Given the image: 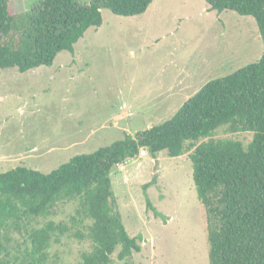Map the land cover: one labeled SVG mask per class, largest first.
Here are the masks:
<instances>
[{"label":"rangeland","instance_id":"rangeland-1","mask_svg":"<svg viewBox=\"0 0 264 264\" xmlns=\"http://www.w3.org/2000/svg\"><path fill=\"white\" fill-rule=\"evenodd\" d=\"M35 1L11 5L22 13ZM101 14L102 25L84 33L73 55L62 51L51 66L24 73L0 69V155L23 158L0 159V173L24 164L47 174L124 134L162 124L205 83L264 53L253 17L210 11L204 0H153L134 17L106 9ZM209 139L247 147L252 133L222 126L196 145ZM192 151L175 158L164 151L154 158L146 154L115 167L110 180L123 225L130 237L142 240L139 253L125 262L115 253L113 264H209L207 215L192 180ZM145 194L166 223L147 209ZM78 209L77 199L59 200L22 234L14 227L0 231V242L14 252L32 229L50 221L63 224L68 231L52 242L46 264H77L92 249L91 221L81 222Z\"/></svg>","mask_w":264,"mask_h":264},{"label":"trees","instance_id":"trees-1","mask_svg":"<svg viewBox=\"0 0 264 264\" xmlns=\"http://www.w3.org/2000/svg\"><path fill=\"white\" fill-rule=\"evenodd\" d=\"M12 0H0V69L24 73L49 67L62 51L74 54L84 33L102 25L101 10L116 16L143 14L153 0H36L16 13ZM208 10L254 18L264 44V0H204ZM222 126L248 131L247 147L231 139L207 140ZM197 199L207 215L209 264H264V53L256 62L212 79L162 124L124 134L90 154L77 155L44 174L24 164L0 173V231L22 234L26 224L49 215L59 200H78L76 216L90 220L92 249L77 264L125 262L141 251V235L130 237L112 192L110 175L118 165L164 151L175 158L190 151ZM145 154V155H146ZM147 185L143 187V190ZM154 217H167L154 208ZM68 231L47 222L32 229L11 252L0 242V264H46L52 242ZM18 253V256H14Z\"/></svg>","mask_w":264,"mask_h":264},{"label":"crops","instance_id":"crops-1","mask_svg":"<svg viewBox=\"0 0 264 264\" xmlns=\"http://www.w3.org/2000/svg\"><path fill=\"white\" fill-rule=\"evenodd\" d=\"M176 91H177L176 93H179L181 91V89L178 88V90H176ZM127 117H129V116H127ZM19 156H20V154H17V155H8L7 157L4 156V155H0V159H7V161H8V160H13L15 158H19V160H23V158H21Z\"/></svg>","mask_w":264,"mask_h":264},{"label":"built area","instance_id":"built-area-1","mask_svg":"<svg viewBox=\"0 0 264 264\" xmlns=\"http://www.w3.org/2000/svg\"><path fill=\"white\" fill-rule=\"evenodd\" d=\"M146 154V152L144 150L140 151V156H144Z\"/></svg>","mask_w":264,"mask_h":264}]
</instances>
